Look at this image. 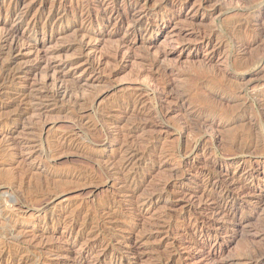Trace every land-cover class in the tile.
<instances>
[{"label":"rangeland","instance_id":"1","mask_svg":"<svg viewBox=\"0 0 264 264\" xmlns=\"http://www.w3.org/2000/svg\"><path fill=\"white\" fill-rule=\"evenodd\" d=\"M0 39V264H264V0H0Z\"/></svg>","mask_w":264,"mask_h":264},{"label":"bare ground","instance_id":"2","mask_svg":"<svg viewBox=\"0 0 264 264\" xmlns=\"http://www.w3.org/2000/svg\"><path fill=\"white\" fill-rule=\"evenodd\" d=\"M28 3H29V2H28ZM28 3H27V4H28ZM20 15H21V14H20ZM22 15H23V14H22ZM24 15H25V14H24ZM20 17H21V16H20ZM23 18H24V17H23ZM33 22H34V21H33ZM35 22H36V21H35ZM28 25H30V24H28ZM35 25H36V24H35ZM33 26H34V25H33ZM8 29H9V28H8ZM17 30H18V29H12V28H10V30H9V34H10L11 36H15V35L17 36V34H18V33L16 34ZM85 31H86V30H85ZM80 32H81V31H80ZM83 34H85V33H83ZM88 35H89V34H88ZM88 35H87V36H88ZM85 36H86V35H85ZM89 36H90V35H89ZM5 37H6V36H5ZM5 37L2 38V39H3L4 41H7L9 38L7 39V38H5ZM8 37H9V36H8ZM18 37H19V36H18ZM0 40H1V39H0ZM0 43H2V42H0ZM10 43H11V41H10ZM79 43H80V42H79ZM2 44H3V43H2ZM73 44H74V43H73ZM70 45H71V44H70ZM80 46H81V45H80ZM82 46H83V44H82ZM9 47H11V50H12V51H15V47H12V46H10V45H9ZM16 48H17V46H16ZM79 48H80V47H79ZM3 49H4V48H3ZM3 49H2V50H3ZM9 49H10V48H9ZM17 49H18V48H17ZM83 49H84V46H83ZM80 50H81V49H80ZM9 51H10V50H9ZM0 53H2V52H0ZM11 53H12V52H11ZM18 53H19V52H18ZM11 55H12V54H11ZM15 55H16V54H15ZM15 55H14V56H15ZM39 64H40V63H39ZM14 67H15V66H14ZM14 67H13V69H14ZM22 67H23V66H22ZM22 67H21V68H22ZM2 68H3V67H2ZM15 68H16V67H15ZM17 68H18V67H17ZM19 68H20V66H19ZM10 69H11V72H13V71H12V68H10ZM0 70H1V69H0ZM23 70H24L25 72H30V70H32V68H31V67H30V68L28 67V68H25V69H23ZM23 70H22V71H23ZM15 71H16V70H15ZM8 72H9V71H8ZM9 73H10V72H9ZM17 74H18V73H17ZM6 75H7V74H6ZM9 75H11V74H9ZM12 76L14 77V74H13ZM12 76H11V77H12ZM8 77H9V76H8ZM8 77H6L5 80H6ZM8 79H9V78H8ZM2 80H3V79H2ZM8 81H9V80H8ZM240 84H241V83H240ZM240 84H239V82H238L239 87H240ZM79 86H80V85H79ZM234 86H235V85H234ZM48 88H49V87H48ZM65 90H66V89H65ZM69 90H70V89H69ZM45 91H46V89H45ZM47 91H48V90H47ZM49 91H50V90H49ZM51 91H52V90H51ZM56 91H57V90H56ZM3 92H4V91H3ZM25 92H26V91H25ZM66 92L69 94L68 91H66ZM56 93H57V92H56ZM58 93H59V90H58ZM58 93H57V94H58ZM72 93L74 94V92H72ZM97 93H99V92H97ZM205 93H206V92H205ZM21 94H22V93H21ZM23 94H24V93H23ZM26 94H27V93H26ZM26 94H25V95H26ZM29 94H30V93H29ZM46 94H47V93H46ZM46 94H44V95H46ZM64 94H65V93H64ZM154 94H155V93H154ZM206 94H207V93H206ZM208 94H209V93H208ZM3 95H4V94H3ZM19 95H20V94H19ZM25 95H24V96H25ZM31 95H32V94H31ZM41 95L43 96V93H42ZM41 95H39V96L41 97ZM53 95H55V94H53ZM60 95H61V94H60ZM95 95H96V94H95ZM98 95H100V94H98ZM35 96H36V95H35ZM56 96H57V95H56ZM65 96H67V95H65ZM73 96H74V95H72V97H73ZM96 96H97V95H96ZM96 96H95V98H96ZM17 97H18V96H17ZM17 97H16V98H17ZM48 97H49V96H48ZM51 97H53V96H51ZM86 97H87V96H86ZM86 97H85V98H86ZM89 97H90V96H89ZM3 98H4V97H3ZM11 98H12V97H11ZM21 98H22V97H21ZM66 98H67V97H66ZM83 98H84V97H83ZM18 99H20V98H18ZM23 99H24V98H23ZM23 99H22V100H23ZM29 99H30V98H29ZM68 99H69V97H68ZM68 99H67V100H68ZM70 99H71V98H70ZM81 99H82V98H81ZM20 100H21V99H20ZM20 100H19V101H20ZM56 100H57V99H56ZM67 100H66V101H67ZM75 100L77 101V99H75ZM88 100H89V99H88ZM14 101H15V100H14ZM70 101H71V100H70ZM28 102H29V101H28ZM67 102H68V101H67ZM79 102H80V101H79ZM82 102H83V101H82ZM15 103H17V102H15ZM21 103H22V102H21ZM31 103H32V102H31ZM69 103H70V102H69ZM89 103H91V102H89ZM27 104H29V103H27ZM67 104H68V103H67ZM72 104H73V103H72ZM96 104H97V103H96ZM12 105H13V104H12ZM12 105H11V106H12ZM43 105H44V104H43ZM73 105H74V104H73ZM76 105H77V104H76ZM155 105H156V104H155ZM16 106H17V105H16ZM20 106H22V105H20ZM20 106H19V107H20ZM34 106L37 107L36 105H34ZM34 106L31 107L32 110H33ZM38 106H39V105H38ZM40 106H41V105H40ZM71 106H72V105H71ZM12 107H13V106H12ZM22 107H23V106H22ZM22 107H21V108H22ZM45 107H46V106H45ZM45 107H44V108H45ZM76 107H77V106H76ZM25 108H26V107H25ZM27 108H28V107H27ZM27 108H26V109H27ZM38 108H39V107H38ZM74 108H75V107H74ZM77 108H78V107H77ZM156 108H157V107H156ZM39 109H40V108H39ZM158 109H159V108H158ZM16 110H17V109H16ZM35 110H36V109H35ZM41 111H42V110H41ZM27 112H28V111H27ZM29 112H30V111H29ZM60 112H61V111H60ZM103 112H104V111H103ZM15 113H16V112H15ZM34 113H36V112L34 111ZM138 113H139V112H138ZM24 114L26 115V111H25L24 109H20L19 111H17V113H16L15 116H16V118L18 119V118H20L21 116H23ZM107 114H108V113H107ZM136 115H137V114H136ZM102 116H103V115H102ZM107 116H108V115H107ZM109 116H110V115H109ZM126 116H127V115H126ZM139 116H140V114H139ZM11 117H12V116H11ZM13 117H14V116H13ZM72 117H73V116H72ZM97 118H98V117H97ZM100 118H102V117H100ZM103 118H104V116H103ZM14 119H15V118H14ZM74 119H75V117H74ZM77 119H78V118H77ZM98 119H99V118H98ZM122 119H123V118H122ZM5 121H7V120H5ZM75 121H76V120H75ZM3 122H4V121H3ZM79 122H80V121H79ZM106 122H107V121H106ZM74 123H75V122H74ZM89 123H90V122H89ZM9 124H10V123H9ZM79 124H80V123H79ZM79 124H78V125H79ZM82 124H83V123H82ZM91 124H92V123H91ZM99 124H100V122H99ZM104 124L106 125V123H104ZM16 125H17V124H16ZM84 125H86V124H84ZM4 126H5V125H4ZM87 126H88V125H87ZM90 126H91V125H90ZM43 127H44V126H43ZM79 127H81V126H79ZM103 127H104V126H103ZM103 127H102V128H103ZM0 128H1V127H0ZM83 128H86V126H84ZM93 128H94V127H93ZM1 129H2V128H1ZM86 129H88V131H89V128H86ZM91 129H92V128H91ZM16 130H17V129H16ZM84 130H85V129H84ZM257 130H258V129H257ZM73 131H74V130H73ZM82 131H83V130H82ZM106 131H107V130H106ZM120 131H121V130H120ZM252 131H253V130H252ZM83 132H86V131H83ZM121 132H122V131H121ZM121 132H120V133H121ZM92 133H93V132H92ZM106 133H108V132H106ZM124 134H125V133H124ZM249 134H250V133H249ZM78 135H79V134H78ZM87 135H88V134H87ZM106 135H107V134H106ZM38 136H39V135H38ZM85 136H86V135H85ZM110 136H111V135H110ZM35 137H36V136H35ZM107 137H108V136H107ZM255 137H256V136H255ZM41 138H42V136H41ZM104 138H105V137H104ZM10 139H11V137H10ZM13 139H14V138H13ZM37 139H38V137H37ZM236 139H237V138H236ZM38 140H39V139H38ZM41 140H42V139H41ZM41 140H40V141H41ZM89 140H90V139H89ZM103 140H104V139H103ZM105 140H106V139H105ZM249 140H250V139H249ZM36 141H37V140H36ZM42 141H43V140H42ZM90 141H93V140L91 139ZM90 141H89V143H90ZM241 141H242V140H241ZM13 142H14V141H13ZM34 142H35V141H34ZM93 142H94V141H93ZM232 142H233V141H232ZM14 143H18V142H14ZM43 143H45V142H43ZM43 143H42V144H43ZM123 143H124V142H123ZM229 143H230V142H229ZM247 143H248V142H247ZM46 144H47V142H46ZM116 144H117V143H116ZM231 144H232V143H231ZM237 144H238V143H237ZM37 145H38V144H37ZM119 145H120V144H119ZM122 145H124V144H122ZM137 145H138V144H137ZM239 145H240V144H239ZM44 146H45V145H44ZM63 146H64V145H63ZM79 146H80V145H79ZM140 146H141V145H140ZM235 146H236V144H235ZM245 146H246V145H245ZM245 146H244V147H245ZM248 146H249V145H248ZM256 146H257V145H256ZM68 147H69V146H68ZM68 147H67V148H68ZM133 147H134V146H133ZM136 147H137V146H136ZM233 147H234V144H233ZM233 147H231V148H233ZM242 147H243V146H242ZM19 148H21V146H20ZM64 148H65V147H64ZM77 148H78V147H77ZM124 148H125V147H124ZM129 148H131V147H129ZM146 148H148V147H146ZM149 148H150V147H149ZM239 148H240V147H239ZM239 148H237V149H239ZM246 148H247V147H246ZM256 148H257V147H256ZM45 149H46V148H45ZM60 149H61V148H60ZM72 149H73V148H72ZM132 149H133V148H132ZM138 149H139V148H138ZM240 149H241V148H240ZM247 149H248V148H247ZM247 149H246V150H247ZM80 150H81V149H80ZM124 150H125V149H124ZM231 150H232V149H231ZM244 150H245V149H244ZM58 151H59V149H58ZM83 151H84V150H83ZM128 151H129V150H128ZM139 151H140V149H139ZM251 151H252V150H251ZM40 152H41V151H40ZM42 152H43L44 155H46L45 158H47V156H48L49 153H50L48 150H43V145H42ZM59 152H60V151H59ZM85 152H86V151H85ZM55 153H56V152H55ZM125 153H126V152H125ZM127 153H129V152H127ZM134 153H135V152H134ZM246 153H247V152H246ZM41 154H42V153H41ZM43 154H42V155H43ZM85 154H86V153H85ZM89 154H90V153H89ZM139 154H140V153H139ZM154 154H155V153H154ZM243 154H244V153H243ZM123 155H124V153H123ZM143 155H144V154H143ZM50 156H51V155H50ZM88 156H90V155H88ZM88 156H87V157H88ZM125 156H126V155H125ZM128 156H130V154H129ZM137 156H138V155H137ZM43 157H44V156H43ZM97 158H98V157H97ZM97 158H96L95 160H97ZM88 159H89V157H88ZM114 159H115V158H114ZM131 159H132V158H131ZM138 159H139V158H138ZM122 160H123V158H122ZM124 160H125V159H124ZM91 161H92V160H91ZM98 161H99V159H98ZM110 162H111V161H110ZM124 162H125V161H124ZM112 163H113V162H112ZM126 163H127V162H126ZM130 163H131V162H130ZM86 164H87V163H86ZM99 165H100V164H99ZM130 165H131V164H130ZM209 166H210V165H209ZM96 168H97V167H96ZM212 170H213V169H212ZM122 172H123V170H122ZM83 173H84V172H83ZM86 173H87V172H86ZM138 174H139V173H138ZM136 175H137V174H136ZM76 176H77V175H76ZM79 176H80V175H79ZM104 176H105V175H104ZM110 176H111V175H110ZM105 177H106V176H105ZM129 177H130V176H129ZM106 178H107V177H106ZM217 179H218V178H217ZM218 180H219V179H218ZM226 180H227V179H226ZM38 181H39V180H38ZM40 181H41V180H40ZM42 181H43V180H42ZM42 181H41V182H42ZM96 181H97V180H96ZM131 181H132V180H131ZM234 181H235V180H234ZM234 181H233V182H234ZM41 182H40V183H41ZM233 182H232V183H233ZM235 182H236V181H235ZM43 183H44V182H43ZM95 183H96V182H95ZM207 183H208V182H207ZM226 183H227V182H225V185H226ZM230 183H231V182H230ZM19 184H20V183H19ZM215 184H216V183H215ZM217 184H218V183H217ZM227 184H228V183H227ZM234 184H235V183H233V185H234ZM238 184H239V183H238ZM0 185H1V184H0ZM3 185H4V184H3ZM17 185H18V183H17ZM23 185H24V184H23ZM34 185H35V184H34ZM37 185H38V184H37ZM37 185H36V186H37ZM96 185H97V184H96ZM96 185L94 184L95 187H96ZM128 185H130V184H128ZM230 185H231V184H230ZM1 186H2V185H1ZM24 186L26 187L27 185H24ZM221 186H222V185H221ZM6 187H7V185H6ZM8 187H10V186H8ZM8 187H7V188H8ZM20 187H21V186H20ZM29 187H30V186H29ZM29 187H28V188H29ZM34 187H35V186H34ZM41 187H42V186H41ZM48 187H49V186H48ZM57 187H58V186H57ZM57 187H55V188L57 189ZM223 187H224V185H223ZM236 187H238V186H236ZM236 187H234V189H235ZM7 188H6V189H7ZM21 188H22V187H21ZM36 188H37V187H36ZM46 188H47V187H46ZM46 188H45V189H46ZM211 188H212V187H211ZM15 189H17V188H15ZM19 189H20V188H19ZM22 189H23V188H22ZM30 189H31V188H30ZM128 189H129V188H128ZM207 189H208V187H207ZM226 189H227L226 192H223L222 195H221L224 199L229 198V196H231V195L233 194V191H232V189H231L230 187L226 186ZM20 190H21V189H20ZM26 190H27V189H25L24 192H25ZM159 190H161V189H159ZM27 191H28V190H27ZM30 191H31V190H30ZM51 191H52V190H51ZM51 191H50V192H51ZM56 191H57V190H56ZM221 191H222V190H221ZM223 191H224V190H223ZM15 192H16V191H14L13 193H15ZM18 192H19V191H18ZM33 192H35V190H34ZM40 192H41V191H40ZM40 192H39V193H40ZM48 192H49V191H48ZM200 192H201V191H200ZM203 192H204V191H203ZM219 192H220V191H219ZM219 192H218V193H219ZM28 193H29V192H28ZM59 193H60V192H59ZM19 194H20V192H19ZM31 194H32V193H31ZM48 194H49V193H48ZM211 194H212V193H211ZM215 194H216V192H215ZM34 195H35V194H34ZM46 195H47V193H46ZM12 196H13V195H12ZM32 196H33V195H32ZM37 196H38V195H37ZM55 196H56V195H55ZM216 196H217V195H216ZM216 196H215V197H216ZM218 196H219V195H218ZM16 197H17V196H16ZM46 197H47V196H46ZM148 197H149V196H148ZM13 198H14V196H13ZM13 198L11 199L12 201L15 200V199H13ZM41 198H42V197H41ZM48 198H49V197H48ZM53 198H54V197H53ZM207 198H209V197H207ZM33 199H34V198H33ZM46 199H47V198H46ZM34 200H35V199H34ZM208 200H209V199H208ZM210 200H212V201L215 203V207H216V208H217V207H219V208L221 207L220 204H219V201L216 200L215 198H210ZM215 200H216V201H215ZM220 200H221V199H220ZM231 200H232V199H231ZM22 201H23V200H22ZM22 201H21V202H22ZM24 201H25V200H24ZM229 201H230V200H229ZM45 202H46V201H45ZM222 202H223V201H222ZM14 203H15V201H14ZM242 203H243V202H242ZM15 204H16V203H15ZM23 205H24V204H23ZM26 205H27V204H25V206H26ZM29 205H30V204H29ZM34 205H35V204H34ZM30 206H31V205H30ZM38 206H40V205H38ZM27 207H28V206H27ZM27 207H26V208H27ZM34 207H37V206H34ZM40 207H41V206H40ZM30 208H31V207H30ZM119 208H120V207H119ZM17 209H18V208H17ZM35 209H36V208H35ZM38 209H39V208H38ZM195 209H196V208H195ZM209 209H210V208H209ZM212 209H213V208H212ZM21 210H22V209H21ZM193 210H194V209H193ZM214 210H215V209H214ZM118 211H119V210H118ZM219 211H220V210H219ZM110 212H111V211H110ZM214 212H215V211H214ZM112 213H113V212H112ZM188 213H189V212H188ZM194 213H195V212H194ZM222 213H223V212H222ZM196 214H197V213H196ZM110 215H111V213H110ZM228 215H229V214H228ZM17 216H18V215H17ZM112 217H113V216H112ZM115 217H116V216H115ZM228 217H230V215H229ZM113 218H114V217H113ZM15 219H16V218H15ZM13 220H14V219H13ZM91 221H92V220H91ZM90 223H91V222H90ZM183 223H184V222H183ZM236 223H237V222H236ZM5 224H6V223H5ZM13 225H14V224H13ZM186 226H189V225H186ZM166 227H167V226H166ZM242 227H243V226H242ZM14 229H15V228H14ZM16 229H17V228H16ZM236 230H237V229H236ZM20 232H21V231H20ZM32 232H33V231H32ZM10 233H11V232H10ZM41 233H42V232H41ZM18 234H19V233H18ZM18 236H19V235H18ZM18 236H17V238H18ZM13 237H16V236H13ZM7 238H8V237H7ZM20 241H21V240H20ZM107 243H108V242H107ZM109 243H110V242H109ZM250 244H251V243H250ZM0 245H1V243H0ZM248 245H249V244H248ZM15 247H16V246H15ZM7 248H8V247H7ZM257 248L260 249L259 246H258ZM254 249H255V248H254ZM261 249H262V247H261ZM263 249H264V248H263ZM263 249H262V251H261L262 253H261V252H260V253L258 252V255H259V256H262L263 251H264ZM16 250H17V249H16ZM29 250H30V249H29ZM251 250H252V249H251ZM21 251H22V250H21ZM246 251H247V249H246ZM248 251H249V249H248ZM252 251H253V250H252ZM256 251H257V249H256ZM15 252H16V251H15ZM1 253H2V251H1ZM18 253H19V252H18ZM249 253H250V252H249ZM3 254H4V253H3ZM12 254H13V253H12ZM12 254H11V255H12ZM20 254H22V253H20ZM176 254H177V253H176ZM246 254H247V253H246ZM250 254H251V253H250ZM252 255H253V254H252ZM252 255H251V256H252ZM249 256H250V255H249ZM251 256H250V257H251ZM259 256H257V257H259ZM254 257H255V255H254ZM2 258H3V257H2ZM4 258H5V257H4ZM247 258H248V257H247ZM5 259H6V258H5ZM28 259H29V258H28ZM33 259H34V258H33ZM33 259H32V260H33ZM47 259H48V258H47ZM216 259H217V258H216ZM254 259H256V258H254ZM1 260H2V259H1ZM19 260H20V259H19ZM26 260H27V259H26ZM97 260H98V259H97ZM97 260H96V261H97ZM34 261H35V260H34ZM94 261H95V260H94ZM215 261H216V260H215ZM218 261H219V260H218ZM1 262H2V261H1ZM1 262H0V263H1ZM19 262H20V261H19ZM19 262H18V263H19ZM37 262H38V261H37ZM223 262H224V261H223ZM245 262H246V261H244L243 264H244ZM22 263H23V262H22ZM34 263H35V262H34ZM58 263H59V262H58ZM218 263H219V262H218ZM236 263H237V262H236ZM246 263H247V262H246ZM55 264H56V263H55ZM94 264H96V263H94ZM141 264H142V263H141ZM215 264H217V263L215 262ZM237 264H238V263H237Z\"/></svg>","mask_w":264,"mask_h":264}]
</instances>
